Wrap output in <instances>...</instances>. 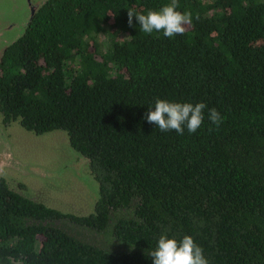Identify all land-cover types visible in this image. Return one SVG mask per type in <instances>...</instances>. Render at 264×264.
Segmentation results:
<instances>
[{
  "label": "trees",
  "instance_id": "1",
  "mask_svg": "<svg viewBox=\"0 0 264 264\" xmlns=\"http://www.w3.org/2000/svg\"><path fill=\"white\" fill-rule=\"evenodd\" d=\"M178 2L192 22L167 38L128 10L170 0H47L10 46L1 112L64 132L97 192L77 215L0 180V264H153L164 231L209 264H264V0ZM157 98L205 103L201 127L161 132L144 119Z\"/></svg>",
  "mask_w": 264,
  "mask_h": 264
},
{
  "label": "clouds",
  "instance_id": "2",
  "mask_svg": "<svg viewBox=\"0 0 264 264\" xmlns=\"http://www.w3.org/2000/svg\"><path fill=\"white\" fill-rule=\"evenodd\" d=\"M178 0H170L159 10H148L146 14H138L133 9L128 10V24L132 26L133 17L139 23L140 30L147 34L163 32L167 38L183 35L186 27L192 22L190 12H181ZM207 105L198 102H174L157 98L154 107L148 108L144 119L149 124H154L161 132L174 130L183 135L185 127L189 133H195L202 125ZM208 119L212 124L219 126L223 117L215 108L208 110ZM148 255L153 264H209L204 255V249L198 245L190 235H184L180 240L169 238L164 231L158 239L157 247L150 250Z\"/></svg>",
  "mask_w": 264,
  "mask_h": 264
},
{
  "label": "rangeland",
  "instance_id": "3",
  "mask_svg": "<svg viewBox=\"0 0 264 264\" xmlns=\"http://www.w3.org/2000/svg\"><path fill=\"white\" fill-rule=\"evenodd\" d=\"M3 1L6 2L7 0ZM19 135L27 146L20 162L25 159L43 164L46 168L55 170V177L48 180L29 171L10 169L5 171V174L11 179L10 182H21L25 185L24 190L20 191L23 195L61 212L77 215L92 212L96 199L97 183L89 172L87 161L70 148L66 134L59 130H52L36 135L30 131L20 129ZM49 146L54 147L56 150L53 151V155L48 151ZM58 148L60 150H57ZM64 150L70 152H64ZM53 157L56 159L54 164L47 166V163L52 161ZM67 158L68 161L74 164L62 169V165L67 161ZM23 167L26 169L27 166L23 165ZM52 174H49V176H52ZM10 182L9 186L11 188H17L13 182Z\"/></svg>",
  "mask_w": 264,
  "mask_h": 264
},
{
  "label": "flooded vegetation",
  "instance_id": "4",
  "mask_svg": "<svg viewBox=\"0 0 264 264\" xmlns=\"http://www.w3.org/2000/svg\"><path fill=\"white\" fill-rule=\"evenodd\" d=\"M46 1L47 0H11L10 2V0H7L4 2L3 0H0V65L10 46L25 34L33 17ZM20 129L23 128L19 126L17 120L10 118L6 119L0 110V180H3L10 189L23 195L21 192L24 190L25 185L21 182L17 183L16 181H11L18 189L11 188L9 186L11 179L5 174L6 170L14 169L18 171H29L36 176L48 180L55 177V170L48 169L45 165L34 161L24 159L21 160L22 163L20 162V158L25 154L27 148L24 141L20 138ZM48 149L52 155L53 151H56L52 146H49ZM57 150H60V148ZM67 151L69 150H64V152ZM55 157H53L52 161L47 163V166H49V164H54V160H56ZM65 163L62 165V169L73 166L74 164L73 162L68 161V158ZM23 165L27 166L26 169H24ZM51 173H53L52 176H49Z\"/></svg>",
  "mask_w": 264,
  "mask_h": 264
}]
</instances>
